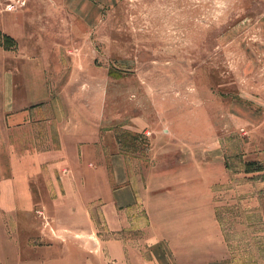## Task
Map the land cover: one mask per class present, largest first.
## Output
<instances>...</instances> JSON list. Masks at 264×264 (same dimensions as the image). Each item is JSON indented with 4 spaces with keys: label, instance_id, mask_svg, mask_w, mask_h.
I'll return each instance as SVG.
<instances>
[{
    "label": "rangeland",
    "instance_id": "1",
    "mask_svg": "<svg viewBox=\"0 0 264 264\" xmlns=\"http://www.w3.org/2000/svg\"><path fill=\"white\" fill-rule=\"evenodd\" d=\"M86 12L0 0L69 56L36 127L0 119V264H264V0Z\"/></svg>",
    "mask_w": 264,
    "mask_h": 264
},
{
    "label": "crops",
    "instance_id": "2",
    "mask_svg": "<svg viewBox=\"0 0 264 264\" xmlns=\"http://www.w3.org/2000/svg\"><path fill=\"white\" fill-rule=\"evenodd\" d=\"M81 1L61 0V5L64 11L75 17L77 27L86 28L88 0ZM25 6L23 9L26 12L41 10L40 5ZM48 7L46 4L43 6L44 10H50ZM0 32L14 43L6 46L0 42V119L8 127L31 128L34 123L36 127L41 119L40 111L53 101L51 91L56 90L55 75L64 74V68L56 69L54 60L69 56L63 51L55 52L48 40L50 28L36 20L29 22L26 14L10 18L1 16ZM114 164L122 180L126 175L125 163L116 156ZM110 196L119 207L130 206L138 198L131 183H121L111 191Z\"/></svg>",
    "mask_w": 264,
    "mask_h": 264
},
{
    "label": "trees",
    "instance_id": "3",
    "mask_svg": "<svg viewBox=\"0 0 264 264\" xmlns=\"http://www.w3.org/2000/svg\"><path fill=\"white\" fill-rule=\"evenodd\" d=\"M5 36L9 38V36H7V35H5Z\"/></svg>",
    "mask_w": 264,
    "mask_h": 264
},
{
    "label": "built area",
    "instance_id": "4",
    "mask_svg": "<svg viewBox=\"0 0 264 264\" xmlns=\"http://www.w3.org/2000/svg\"><path fill=\"white\" fill-rule=\"evenodd\" d=\"M11 8H12V7H11ZM11 8H10V9H11Z\"/></svg>",
    "mask_w": 264,
    "mask_h": 264
}]
</instances>
